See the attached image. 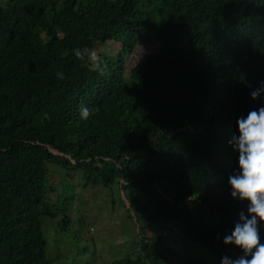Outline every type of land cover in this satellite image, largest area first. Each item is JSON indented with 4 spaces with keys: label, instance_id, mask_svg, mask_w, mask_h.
I'll return each instance as SVG.
<instances>
[{
    "label": "trees",
    "instance_id": "16d2710c",
    "mask_svg": "<svg viewBox=\"0 0 264 264\" xmlns=\"http://www.w3.org/2000/svg\"><path fill=\"white\" fill-rule=\"evenodd\" d=\"M111 39L103 76L72 54ZM261 81L264 0H0V264H49L41 216L65 177L119 184L141 249L107 264H208L173 247L190 239L240 255L229 140Z\"/></svg>",
    "mask_w": 264,
    "mask_h": 264
},
{
    "label": "rangeland",
    "instance_id": "374dc122",
    "mask_svg": "<svg viewBox=\"0 0 264 264\" xmlns=\"http://www.w3.org/2000/svg\"><path fill=\"white\" fill-rule=\"evenodd\" d=\"M119 43L113 39L103 43L96 42L90 51L114 56L120 49ZM141 56V50L138 49L126 54V76ZM53 167L61 168L55 164ZM62 176V170L53 169L51 180L57 181ZM118 186L114 180L109 186L91 182L84 184L79 177H65L59 182L58 195L51 207L53 215L41 216L49 264H87L88 261L90 264H107L127 251L140 254V244L133 241L134 217L122 203ZM158 232H161L160 228ZM147 233L150 234L151 231L147 230ZM73 234L80 238L77 240ZM174 234L175 230H169L164 235V240L172 241ZM189 241L193 246L174 241L172 243L178 252L208 264H220L224 255L233 257L232 253H220L199 241Z\"/></svg>",
    "mask_w": 264,
    "mask_h": 264
},
{
    "label": "clouds",
    "instance_id": "9594fccd",
    "mask_svg": "<svg viewBox=\"0 0 264 264\" xmlns=\"http://www.w3.org/2000/svg\"><path fill=\"white\" fill-rule=\"evenodd\" d=\"M72 54L81 62L93 64L99 74H105L107 65L95 51L87 47L73 48ZM64 79L63 72L56 73ZM264 94V81L251 91L253 100ZM92 110L81 105L80 117L87 120ZM239 135H234L229 144L238 152L239 169L228 177L230 195L239 201H247L246 212H238V220L230 234L223 237L224 244L240 249L236 257L224 255L220 264H264V243L261 242L260 223L264 222V105L250 110L246 116L237 118Z\"/></svg>",
    "mask_w": 264,
    "mask_h": 264
}]
</instances>
